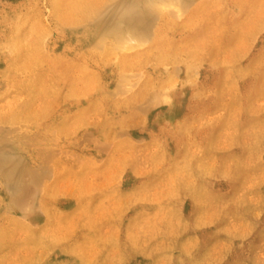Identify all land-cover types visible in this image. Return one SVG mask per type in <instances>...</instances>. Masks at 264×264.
Masks as SVG:
<instances>
[{
  "label": "rangeland",
  "instance_id": "obj_1",
  "mask_svg": "<svg viewBox=\"0 0 264 264\" xmlns=\"http://www.w3.org/2000/svg\"><path fill=\"white\" fill-rule=\"evenodd\" d=\"M0 264H264V0H0Z\"/></svg>",
  "mask_w": 264,
  "mask_h": 264
},
{
  "label": "bare ground",
  "instance_id": "obj_2",
  "mask_svg": "<svg viewBox=\"0 0 264 264\" xmlns=\"http://www.w3.org/2000/svg\"><path fill=\"white\" fill-rule=\"evenodd\" d=\"M92 2V1H91ZM178 2V1H177ZM170 6V5H169ZM167 7V6H166ZM158 10V9H157ZM90 15L89 11H87L85 13V17H88ZM158 15V14H157ZM156 15V16H157ZM121 31V30H120ZM114 38V37H113ZM116 39L118 40V37H116ZM102 39L98 38L96 42L100 43ZM21 198L23 197V194L20 196ZM20 200V199H19Z\"/></svg>",
  "mask_w": 264,
  "mask_h": 264
}]
</instances>
